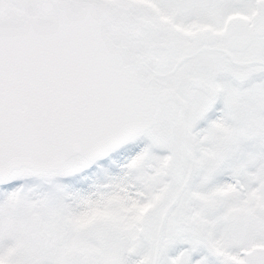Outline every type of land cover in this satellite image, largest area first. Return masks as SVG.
<instances>
[{
  "label": "snow or ice",
  "instance_id": "6c2138e0",
  "mask_svg": "<svg viewBox=\"0 0 264 264\" xmlns=\"http://www.w3.org/2000/svg\"><path fill=\"white\" fill-rule=\"evenodd\" d=\"M0 264H264V0H0Z\"/></svg>",
  "mask_w": 264,
  "mask_h": 264
}]
</instances>
